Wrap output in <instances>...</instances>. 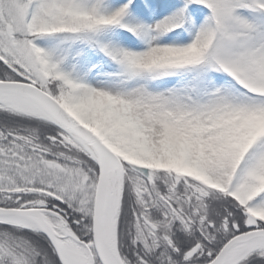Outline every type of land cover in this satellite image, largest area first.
Instances as JSON below:
<instances>
[{
  "label": "snow or ice",
  "instance_id": "6c2138e0",
  "mask_svg": "<svg viewBox=\"0 0 264 264\" xmlns=\"http://www.w3.org/2000/svg\"><path fill=\"white\" fill-rule=\"evenodd\" d=\"M0 264H264V0H0Z\"/></svg>",
  "mask_w": 264,
  "mask_h": 264
}]
</instances>
